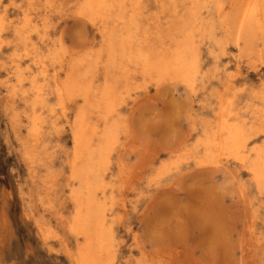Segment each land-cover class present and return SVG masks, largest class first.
<instances>
[{"label": "rangeland", "instance_id": "1", "mask_svg": "<svg viewBox=\"0 0 264 264\" xmlns=\"http://www.w3.org/2000/svg\"><path fill=\"white\" fill-rule=\"evenodd\" d=\"M82 5L84 0H0V264H79L74 255L81 239L70 225L77 206L74 193L81 194L84 185L73 177L70 163L76 118L84 107L91 129L97 128L90 134L92 147L101 140L105 146L100 152L105 161L98 159L89 175L110 241L103 264H264V185L254 182L249 163L205 143L222 120L239 119L250 135L247 147L264 152V0H131L125 9L113 7L115 19L110 11L85 17ZM246 9H253L248 40L237 33ZM130 18L138 24L130 45L134 53L169 56L185 48L189 84L172 71L158 81L155 71L110 55L107 30L123 40ZM67 76L89 85V107L80 95L58 96L57 86ZM101 91L111 96L109 114L100 108L108 101L99 99ZM108 124L114 126L110 141L101 137Z\"/></svg>", "mask_w": 264, "mask_h": 264}, {"label": "bare ground", "instance_id": "2", "mask_svg": "<svg viewBox=\"0 0 264 264\" xmlns=\"http://www.w3.org/2000/svg\"><path fill=\"white\" fill-rule=\"evenodd\" d=\"M34 1V0H33ZM53 1H55V0H53ZM78 1V0H77ZM85 1V6L84 5H82L83 7H81V9L83 8V11L81 12V13H83L84 15H85V17L86 16H96L99 12H106V11H110V13H111V10L113 9V7H116L117 5H118V8H124L123 6H125L128 2H130L131 0H84ZM147 1V0H146ZM199 1V0H198ZM30 2V1H29ZM82 2V1H81ZM80 2V3H81ZM133 2H135V1H133ZM136 2H138V0H136ZM203 2V4H204V1H202ZM208 2V1H207ZM212 2V1H211ZM211 2H210V4H211ZM79 3V4H80ZM142 3L144 4V2L142 1ZM147 3V2H146ZM151 2H149V4H150ZM214 3H216V2H214ZM49 4V3H48ZM131 4H132V2H131ZM136 4V3H135ZM155 4V3H154ZM34 5V4H33ZM33 5H32V7H33ZM78 5V4H77ZM129 5V4H128ZM148 5V4H147ZM151 5L153 6V3H151ZM151 5H149V6H151ZM180 5V4H179ZM214 5V4H213ZM130 7H132V5H129ZM136 6V5H135ZM137 6H139L138 4H137ZM196 6V5H195ZM209 7H210V5H208ZM212 6V5H211ZM129 7V8H130ZM134 7V6H133ZM143 7V6H142ZM141 5H140V10H141ZM147 7V6H146ZM146 7H145V10H143L144 12H145V14H146ZM153 7H155V6H153ZM204 7V6H203ZM202 7V8H203ZM207 7V6H206ZM213 7L214 6H212V9H213ZM217 7V6H216ZM77 8V7H76ZM117 8V9H118ZM138 8V7H137ZM197 8V7H196ZM32 9V8H31ZM77 9H79V8H77ZM116 9V10H117ZM125 9V8H124ZM132 9V8H131ZM178 9V8H177ZM211 9V8H210ZM33 10H35V9H33ZM116 10H115V12H116ZM120 10V9H119ZM119 10H118V12H119ZM129 10V9H128ZM133 10V9H132ZM131 10V11H132ZM139 9H137L136 11H138ZM185 10H186V8H185ZM216 10V9H215ZM219 10H220V8H219ZM247 10V9H246ZM29 11V10H28ZM76 11V10H75ZM79 11V10H78ZM122 11V10H121ZM126 11V10H125ZM143 11H142V13H143ZM194 11V10H193ZM206 12H207V10H205ZM30 12V11H29ZM114 12V14L116 15V13H118V12H116L115 13ZM123 12V11H122ZM129 12V11H128ZM135 12V11H134ZM216 12H218V11H216ZM3 13H4V11H3ZM79 13V12H78ZM138 13H140V15H141V12H138ZM182 13V12H181ZM35 14V13H34ZM124 14V13H123ZM125 14H127V13H125ZM154 14V13H153ZM153 14H150V16L151 15H153ZM252 14H253V9H248L247 10V12L245 11V13H244V15H243V17H241L242 19L239 21L240 22V25L238 26L239 28H237V30H238V35H239V37L240 36H242L243 35V38L246 40L248 37H245V36H247L245 33H249V32H252L251 30V28H252V26L250 25V21H251V16H252ZM100 15H101V13H100ZM104 16H105V14H103ZM102 15V16H103ZM111 15L113 16V13H111ZM117 15H119V14H117ZM130 15V14H129ZM132 15H133V13H132ZM137 15H139V14H137ZM147 15V14H146ZM200 15V14H199ZM216 15V14H215ZM4 16V15H3ZM2 16V17H3ZM110 16V15H109ZM120 16V15H119ZM131 16V15H130ZM142 16V15H141ZM140 16V17H141ZM149 16V17H150ZM114 17V19H115V17L116 16H113ZM128 17V16H127ZM143 17V16H142ZM145 17V16H144ZM142 18L143 20L145 19V18ZM201 17V16H200ZM5 18V17H4ZM3 18V19H4ZM29 18V17H28ZM31 18L33 19V17L31 16ZM93 18V17H92ZM96 18V17H95ZM99 18V17H98ZM112 18V17H111ZM122 16L121 17H119V20L121 19V21H122ZM138 18V17H137ZM147 18V17H146ZM187 18V17H186ZM206 18V17H205ZM204 18V19H205ZM208 18V17H207ZM211 18H212V16H211ZM91 19V18H90ZM113 19V20H114ZM135 18H130V19H127L126 20V23H127V25L128 26H126L125 25V27L127 28V29H125V30H128V31H125L126 33H124L123 35L121 34V36H123V40H121L120 38H122V37H120V33H119V37L120 38H118V37H116L114 34H113V32H114V30H107L108 31V34H106L107 36H106V38L107 37H109L108 38V42H109V44H110V49H111V54L110 55H114L113 57H115V55H118V56H116V57H118V58H120V57H125V58H127V60L129 61V62H131L135 67H143V70L144 71H155L156 73H157V76H158V78H157V80L159 81V80H161V78H164L169 72H174L175 74H176V76H178V77H180L186 84H189V80H188V74H189V69H190V65H189V63H186L185 61H183V54H184V52H185V48H182V49H179V50H177L176 52H174V53H172L171 55H169V56H166L165 54H163V55H160V56H157V53L156 52H153L152 50L150 51V50H147V51H145V52H137V54L136 53H134V51H132L130 48H131V43H133L134 42V31H137V29H138V24L136 23V21L134 20ZM202 19H203V17H202ZM215 19H219V17L218 18H215ZM25 20H26V18H25ZM24 20V21H25ZM137 20V19H136ZM206 20V19H205ZM208 20H209V18H208ZM211 21H214V20H212V19H210ZM23 21V22H24ZM37 21V20H36ZM35 21V22H36ZM88 21V20H87ZM91 21V20H90ZM100 21V20H99ZM118 21V20H117ZM117 21H116V23H117ZM153 21H155V18L153 19ZM152 21V22H153ZM207 21V20H206ZM205 21V22H206ZM210 21V22H211ZM222 21V20H221ZM13 22H14V20H13ZM18 22V21H17ZM89 22V21H88ZM91 22H93V19H92V21ZM101 22V21H100ZM167 22V21H166ZM200 22H202V21H200L199 20V23ZM208 22V21H207ZM206 22V23H207ZM215 22V21H214ZM121 24H122V22H120ZM143 23H145L144 21H143ZM159 23V22H158ZM157 23V24H158ZM209 23V22H208ZM221 23V22H220ZM220 23H218V24H220ZM7 24V23H6ZM24 24H25V22H24ZM103 24H107L105 21L103 22ZM108 24H109V22H108ZM113 24H115V23H113ZM141 24H142V22H141ZM150 24H151V22H150ZM235 24V21H234V23L232 24V25H234ZM239 24V23H238ZM13 25V24H12ZM92 25H94V24H92ZM110 25V24H109ZM108 25V26H109ZM143 25V24H142ZM141 25V26H142ZM152 25V24H151ZM161 25V24H160ZM205 25V24H204ZM210 25V24H209ZM211 25H212V23H211ZM244 25H245V27H244ZM9 26V25H8ZM7 26V27H8ZM107 26V27H108ZM113 25H111V27H112ZM116 26V25H115ZM120 26V25H119ZM162 26H166V25H162ZM199 26H201V24L199 25ZM219 26H221V25H219ZM31 27V26H30ZM94 27H96V26H94ZM102 27H104V26H102ZM118 27V26H117ZM124 27V28H125ZM144 27V26H143ZM147 27H149V26H147ZM214 27V26H213ZM218 27V26H217ZM232 28H233V26H231ZM254 27H255V25H254ZM10 28H12L11 26H10ZM98 28V27H97ZM99 28H100V26H99ZM123 28V29H124ZM145 28V27H144ZM156 28V27H155ZM204 28H205V26H204ZM234 28H235V25H234ZM244 28H245V31H244ZM35 29H36V27H35ZM34 29V30H35ZM115 29H117V28H115ZM140 30H141V28H139ZM158 29V28H157ZM254 29V28H253ZM12 30V29H11ZM14 30V29H13ZM22 30V29H21ZM102 31H103V28L101 29ZM146 30H148V29H146ZM204 30V29H203ZM33 31V30H32ZM107 31H105V32H107ZM113 31V32H112ZM123 31V30H122ZM152 31V30H151ZM150 31V32H151ZM199 31V30H198ZM208 31V30H207ZM259 31V30H258ZM261 31V30H260ZM3 32H5V31H3ZM11 32H13V31H11ZM138 32V31H137ZM142 32V31H141ZM158 32V31H157ZM157 32H156V34H157ZM214 32H216V31H214ZM144 33V35H145V32H143ZM147 33H148V31H147ZM152 33V32H151ZM209 33H210V31H209ZM4 34V33H3ZM7 34H8V32H7ZM28 34V33H27ZM31 34V33H30ZM29 34V35H30ZM199 34V33H198ZM220 34V33H219ZM101 35H103L102 33H101ZM118 35V34H117ZM143 35V36H144ZM149 35H150V33H149ZM154 35V34H153ZM205 35V34H204ZM223 35V34H222ZM237 35V36H238ZM249 35H254V34H249ZM10 36H13V35H10ZM143 36H142V38H143ZM148 36V35H147ZM146 36V37H147ZM209 36V35H208ZM136 37H138V36H136ZM145 37V38H146ZM4 38V37H3ZM103 38V37H102ZM105 38V39H106ZM116 38H118V39H120V40H117V42L116 43H118V41H120V43L119 44H117L118 46H116V44H114V40H116ZM154 38V37H153ZM200 38V37H199ZM218 38V37H217ZM251 38V37H250ZM104 39V40H105ZM138 39V38H137ZM201 39V38H200ZM210 39H213V38H210ZM225 39V38H224ZM252 39V38H251ZM14 40V39H13ZM16 40H18V39H16ZM139 40V39H138ZM147 40V39H146ZM149 40V39H148ZM248 40V39H247ZM15 41V40H14ZM107 41V40H106ZM142 41V40H141ZM197 41V40H196ZM250 41V40H249ZM18 42V41H17ZM27 42V41H26ZM100 42V41H99ZM201 42V41H200ZM225 42V41H224ZM242 42V41H241ZM240 42V43H241ZM59 43V42H58ZM101 43V42H100ZM208 43V42H207ZM213 43V42H212ZM215 43V42H214ZM218 43V42H217ZM235 43V42H234ZM245 43H247V41L245 42ZM244 43V44H245ZM102 44V43H101ZM105 44H107V43H105ZM12 45V44H11ZM103 45V44H102ZM114 45L116 46V47H114ZM222 45H223V43H222ZM232 45V44H231ZM248 45V44H247ZM15 46V45H14ZM19 46V45H18ZM98 46H99V44H98ZM97 46V47H98ZM101 46V45H100ZM205 46V45H204ZM209 46V45H208ZM61 47V46H60ZM92 47V46H91ZM94 47V46H93ZM101 47H103V46H101ZM207 47V46H206ZM224 47H225V44H224ZM245 47V46H244ZM21 48V47H20ZM59 48V47H58ZM87 48H90V46L89 47H87ZM115 48H117V49H115ZM119 48V49H118ZM241 48V47H240ZM91 49V48H90ZM103 49V48H102ZM209 49V48H208ZM59 50V52H60V49H58ZM57 50V51H58ZM66 50V49H65ZM86 50V49H85ZM95 50V49H94ZM106 50V49H105ZM205 50H206V48H205ZM84 51V50H83ZM82 51V52H83ZM102 51V50H101ZM207 51V50H206ZM213 51V50H212ZM25 52H26V50H25ZM66 52V51H65ZM74 52V51H73ZM81 52V51H80ZM107 52V51H106ZM210 52V51H209ZM214 52V51H213ZM222 52V50L220 51V53ZM243 52V51H242ZM245 52V51H244ZM61 53V52H60ZM95 53V52H94ZM100 52L98 51V54H99ZM219 53V54H220ZM84 54V53H83ZM102 54V53H101ZM105 54V53H104ZM71 55V54H70ZM91 55V54H90ZM106 55H107V53H106ZM207 55H208V53H207ZM210 55H212V54H210ZM221 55V54H220ZM74 56V55H73ZM77 56H78V54H77ZM96 56V55H95ZM95 56H94V58H95ZM101 56H103V55H101ZM214 56V55H213ZM80 57V56H79ZM78 57V58H79ZM104 57V56H103ZM107 57V56H106ZM113 57H111L113 60H114V58ZM208 57V56H207ZM206 57V58H207ZM69 58V57H68ZM75 58V57H74ZM78 58L76 59V61H78ZM204 58V57H203ZM73 59V58H72ZM93 59V58H92ZM107 59V58H106ZM213 59H215V58H213ZM61 60V59H60ZM84 60H86V58H84L83 59V61ZM204 60H205V58H204ZM69 61V60H68ZM82 61V60H81ZM93 61V60H92ZM106 61H108V60H106ZM105 61V62H106ZM112 61V60H111ZM122 60H120V62H121ZM96 62V61H95ZM109 62V61H108ZM117 63V62H116ZM124 63V62H123ZM207 63V62H206ZM210 63H212V62H210ZM215 63V62H214ZM67 64V63H66ZM88 64H89V61H88ZM87 64V65H88ZM112 64V63H111ZM120 64V63H119ZM68 65V64H67ZM86 65V64H85ZM91 65V64H90ZM130 65V64H129ZM207 65V64H206ZM205 65V66H206ZM210 65V64H209ZM56 66V65H55ZM58 66H60V65H58ZM69 66V65H68ZM108 66V65H107ZM116 66H117V64H116ZM116 66H113V67H115V69L116 68H118V67H116ZM121 66V65H120ZM65 67H67V66H65ZM80 67V66H79ZM87 67V66H86ZM85 66L83 67V68H86ZM123 67V66H122ZM220 67V66H219ZM68 68V67H67ZM70 68H72V67H70ZM81 68V67H80ZM106 68H108V67H106ZM106 68H105V70H106ZM127 68V67H126ZM204 68V67H203ZM69 69V68H68ZM68 69H65L66 71H68ZM87 69V68H86ZM85 69V70H86ZM90 68L88 67V70H89ZM100 69V68H99ZM114 69V68H113ZM71 70V69H70ZM69 70V71H70ZM92 72H93V67H92ZM111 70H112V68H111ZM80 71H82L83 72V70H80ZM104 71V70H103ZM118 70H116V72H117ZM123 71H125V69L123 70ZM127 71V70H126ZM24 72V71H23ZM76 72V71H75ZM102 72V71H101ZM113 72H114V70H113ZM133 72V71H132ZM69 73V72H68ZM88 73H91V71L90 72H88ZM111 73V72H110ZM219 73V72H218ZM76 74H77V72H76ZM75 74V75H76ZM80 75H81V73H79ZM93 74V73H92ZM112 74H114V73H112ZM120 74H122V73H120ZM197 74V73H196ZM209 74V73H208ZM45 75V74H44ZM56 75V74H55ZM60 75V74H59ZM69 75V74H68ZM72 76H73V73L71 74ZM79 75V76H80ZM90 75V74H89ZM94 75V74H93ZM130 75H131V73H130ZM203 75V74H202ZM51 76V75H50ZM79 76H78V78H79ZM87 76V75H86ZM85 76V77H86ZM91 76V75H90ZM117 76H118V73H117ZM124 76V75H123ZM161 76H163V77H161ZM205 76H207V74L205 75ZM218 76V75H217ZM216 76V77H217ZM68 77V76H67ZM81 77V76H80ZM114 77H115V75H114ZM127 77V76H126ZM134 77V76H133ZM202 77V76H201ZM209 77V76H208ZM219 77V76H218ZM45 78V77H44ZM50 78V77H49ZM73 78H74V76H73ZM82 78V77H81ZM121 78V77H120ZM135 78V77H134ZM33 79V78H32ZM48 79V78H47ZM51 79V78H50ZM63 79V78H62ZM62 79H61V82H63V81H66V80H63L62 81ZM90 79V78H89ZM93 79V78H92ZM112 79H113V77H112ZM117 79H118V77H117ZM122 79H124V78H122ZM137 79V78H136ZM198 79V78H197ZM209 79V78H208ZM211 79V78H210ZM219 79V78H218ZM222 79V78H221ZM59 80V79H58ZM57 80V81H58ZM75 80H77V79H75ZM75 80H73L71 77H68L67 78V81L65 82V83H63V84H61V83H59L60 85H58L57 86V92H58V96H61V97H72V98H74L73 96H82V98L84 99V101H85V105L87 104L88 105V103H89V98H88V93L90 92V90H89V85H85L84 87L83 86H80V85H78L76 82H75ZM83 80V79H82ZM120 80V79H119ZM151 80V79H150ZM212 80V79H211ZM214 80V79H213ZM223 80V79H222ZM49 81V80H48ZM60 81V80H59ZM90 81V80H89ZM95 81H97V80H95ZM95 81H93V82H95ZM114 81V80H113ZM205 80H203V82H204ZM44 82V81H43ZM43 82H42V84H43ZM53 81H51L50 83H52ZM78 82V81H77ZM101 82H102V80H101ZM132 82V81H131ZM147 82H149L148 80H147ZM226 82V81H225ZM49 83V82H48ZM143 83V82H142ZM210 83H211V81H210ZM52 84H54V82L52 83ZM124 84V83H123ZM149 84H151V83H149ZM36 85H38L37 83H36ZM126 85V84H125ZM141 85V84H140ZM145 85V84H144ZM100 86H101V84H100ZM127 86V85H126ZM208 86V85H207ZM14 87V86H13ZM32 87V86H31ZM39 87V86H38ZM115 87V86H114ZM141 87V86H140ZM189 87V86H188ZM37 88V87H36ZM123 88H124V86H123ZM130 88V87H129ZM19 89V88H18ZM35 89V88H34ZM46 89H47V87H46ZM98 89H100V88H98ZM98 89H97V91H98ZM49 90V89H48ZM53 90V89H52ZM56 90V89H55ZM93 90H94V88H93ZM126 90H128V89H126ZM191 90H192V88H191ZM12 91H13V89H12ZM32 91V90H31ZM96 91V90H95ZM125 91V90H124ZM23 92V91H22ZM53 92V91H52ZM56 92V93H57ZM121 92V91H120ZM129 92H131L130 90H129ZM128 92V93H129ZM36 93V92H35ZM40 93V92H39ZM98 93V92H97ZM192 93H194V92H192ZM22 94V93H21ZM25 94V93H24ZM130 94V93H129ZM129 94H127V95H129ZM37 95V94H36ZM50 95V97H51V94H49ZM48 95V96H49ZM97 95V94H96ZM95 95V96H96ZM120 95V94H119ZM125 95V94H124ZM131 95V94H130ZM39 96H40V94H39ZM44 96H46V95H44ZM47 96V97H48ZM53 96V95H52ZM123 96V95H122ZM33 97H35V96H33ZM54 97H56V96H54ZM97 97V96H96ZM98 97H99V99H101V100H108L107 102H104L103 103V107H101L100 106V108H102L101 110H105L104 112H107L108 114H109V112H111V106H110V104H109V101H111V96L106 92V91H101L100 93H99V95H98ZM124 97V96H123ZM126 97V96H125ZM130 97V96H129ZM60 98V97H59ZM59 98H57V99H59ZM118 98H119V96H118ZM36 99V98H35ZM40 99V100H39ZM38 100L39 101H41V98H39ZM61 99V98H60ZM76 99H78V98H76ZM75 99V100H76ZM93 99H94V97H93ZM123 99H125V98H123ZM122 99V100H123ZM37 100V101H38ZM70 100V99H69ZM36 101V100H35ZM57 101V100H56ZM61 101V100H60ZM67 101V100H66ZM42 102H43V99H42ZM41 102V103H42ZM64 102V101H63ZM118 102H119V100H118ZM36 103V102H35ZM34 103V104H35ZM61 103V102H60ZM59 103V104H60ZM70 103V102H69ZM123 103H124V101H123ZM68 104V103H67ZM73 104V103H72ZM236 104V103H235ZM42 105H44V104H42ZM121 105H122V103H121ZM34 106V105H33ZM51 106V108L53 107L52 106V104L50 105ZM55 106H56V102H55ZM61 106V105H60ZM65 106V105H64ZM74 106V105H73ZM73 106H72V108H73ZM76 106V105H75ZM78 106V105H77ZM76 106V107H77ZM32 107V106H31ZM45 107H47V106H45ZM88 107H89V105H88ZM99 107V106H98ZM50 108V109H51ZM58 109H59V107H57ZM93 108H95V107H93ZM97 108V107H96ZM234 108V107H233ZM24 109V108H23ZM69 109V108H68ZM75 109H77V108H75ZM49 110V109H48ZM64 110H65V107H64ZM67 110V109H66ZM78 110V109H77ZM91 110H92V107H91ZM100 110V111H101ZM53 111V110H52ZM55 111H56V109H55ZM68 111V110H67ZM69 111H70V109H69ZM94 111H95V109H94ZM93 111V112H94ZM40 112V111H39ZM50 112V111H49ZM59 112H60V110H59ZM58 112V113H59ZM87 112H89V110L87 109V108H81V110L79 111V113H78V115H77V118H76V124H75V130H74V134H73V140H74V145H72V146H74V154H72L73 156V158H72V163H70V164H72V165H70L71 166V169H72V175H73V177L74 178H77V179H79V180H81L82 181V183H83V192L80 194V193H74V199H75V201L77 202V206H76V211H75V214H74V216H73V220H72V223H71V225H70V229L72 230V231H74L77 235H79L80 236V239H81V241H80V243L78 244V247H77V251H76V253H75V255H74V257H75V259H76V261L79 263V264H103L102 263V260H101V255H102V252H103V250H106L108 247H109V245H110V241L105 237V234H104V229H105V220H104V218H105V213L103 212V211H101L99 208H97V201L95 200V198L92 196V190H93V186H94V183L93 182H91L90 181V178H89V175L90 174H93V172H94V170H96L97 168L95 167V166H97V165H99V163L101 162L100 160H103V161H105V154L104 155H102V153H100V152H102V151H105V146H104V144H102V140L101 141H99L98 142V144H97V146L95 147V148H93L92 147V145H91V141H90V137L91 136H93L94 134H92V135H90L91 134V131H94L95 129L97 130V128H93L92 127V129H91V116H89V114L87 113ZM97 112H99V111H96V113ZM103 112V111H102ZM117 112H118V110L116 111V114H117ZM121 112V111H120ZM57 113V114H58ZM64 113V112H63ZM77 113V112H76ZM107 113H105V114H107ZM198 113V112H197ZM196 113V114H197ZM56 114V115H57ZM61 114V113H60ZM91 114V113H90ZM112 114H114V112L112 113ZM242 114V113H241ZM36 115H38V114H36ZM62 115V114H61ZM94 115V114H93ZM98 115V114H97ZM96 115V116H97ZM118 115V114H117ZM244 115V114H243ZM33 116V115H32ZM50 116V115H49ZM52 116H53V114H52ZM51 116V117H52ZM71 116V115H70ZM95 116V117H96ZM100 116V115H99ZM104 116V115H103ZM109 116V115H108ZM249 116H251V115H249ZM15 117V116H14ZM25 117V116H24ZM55 117V116H54ZM61 117V116H60ZM65 117V116H64ZM98 117V116H97ZM29 118H30V116H29ZM32 118V117H31ZM39 118V117H38ZM99 118V117H98ZM101 118V117H100ZM20 118H18V120H19ZM23 119V118H22ZM41 119V118H40ZM45 119V118H44ZM46 119H49V118H46ZM52 119H54V118H52ZM56 119V118H55ZM54 119V120H55ZM223 119V118H222ZM28 120V118L26 119V121ZM43 120V119H42ZM41 120V121H42ZM59 120H61V119H59L58 118V122H61V121H59ZM74 120V119H73ZM212 120V119H211ZM214 120V119H213ZM20 121V120H19ZM35 121H37V120H35ZM49 121V120H48ZM230 120H228V119H224V120H222L221 121V123H219L218 124V126L216 127V129L210 134V135H208V137H207V140H206V144H208V145H210V144H213V145H215V146H217V147H219L220 149H222V150H224V151H226V153H228L229 154V156L231 157L232 156V158H235V159H237V161H239V162H241L242 164H248L249 165V170H250V173H251V175H252V179L254 180V182L256 183V184H258V185H264V152L262 151V150H259V149H255V148H248L247 147V140L249 139L248 137L250 136H246V128H245V130H244V123L243 122H241V121H239V119L238 120H232V122H229ZM248 121V120H247ZM30 122V119H29V121L27 122V124ZM33 122V121H32ZM38 122V121H37ZM52 122H57V121H52ZM64 122H65V118H64ZM94 122V121H93ZM92 122V123H93ZM116 122H117V120H116ZM119 122V121H118ZM201 122H202V120H201ZM25 123V122H24ZM41 123V122H40ZM43 123V122H42ZM55 123H53V125L55 124ZM70 123V122H69ZM246 123V122H245ZM33 124V123H32ZM62 122H61V124L59 125V126H62ZM120 124V122L117 124V125H119ZM203 124V123H202ZM208 124V123H207ZM49 125V124H48ZM47 125V126H48ZM51 125H52V123H51ZM70 125V124H69ZM39 126H40V124H39ZM44 126V125H43ZM57 126V125H56ZM126 126V125H125ZM203 126H205V124L203 125ZM33 127V126H32ZM31 127V128H32ZM35 127H36V124H35ZM70 127V126H69ZM118 127V126H117ZM207 127V126H206ZM206 127L204 128V129H206ZM56 129H59V128H57V127H55ZM113 128H114V126H113V124H108L106 127H105V129H104V131H103V133H102V138H104V139H107V141H110L112 138H113ZM202 128V127H201ZM200 128V129H201ZM209 128H210V126L208 127V130H209ZM27 129H28V127H27ZM54 129V128H53ZM98 129H99V127H98ZM120 129H122L123 130V127L121 126V128ZM30 130V129H29ZM34 130H37V129H34ZM39 130H41V129H39ZM42 130H46V129H43L42 128ZM41 130V131H42ZM203 130V129H202ZM28 131V130H27ZM26 131V132H27ZM56 131V130H55ZM204 131H206V130H204ZM30 132V131H29ZM31 132H32V130H31ZM59 132V131H58ZM72 132V131H71ZM95 132V131H94ZM124 132V131H123ZM209 132V131H208ZM93 133V132H92ZM201 133H203V131L201 132ZM29 134V133H28ZM44 134V133H43ZM48 134H49V132H48ZM30 135V134H29ZM38 135V134H37ZM52 135V134H51ZM55 136H56V134H54ZM99 135H100V133H99ZM199 135V134H198ZM203 135H204V133H203ZM44 136V135H43ZM48 136V135H47ZM47 136H45V137H47ZM252 136V135H251ZM254 136V135H253ZM26 137H28V136H26ZM26 137H24L25 138V140H26ZM31 138H32V136H30ZM37 137V136H36ZM44 137V138H45ZM54 137V136H53ZM96 137V136H95ZM199 137H201V136H199ZM30 138V141L31 140H34V138H32L31 139ZM40 138H41V140H42V138L43 137H41L40 136ZM204 138H205V136H204ZM37 139V138H36ZM39 139V138H38ZM47 139H49L50 140V136H49V138L47 137ZM93 139V138H92ZM46 140V139H45ZM27 141V140H26ZM254 141V140H253ZM28 142V141H27ZM32 142V141H31ZM37 142V141H36ZM34 143V142H33ZM38 143V142H37ZM40 143V142H39ZM49 144V143H48ZM92 144H93V142H92ZM197 144V143H196ZM250 144V143H249ZM35 145V144H34ZM38 145V144H37ZM37 145H35V146H37ZM114 145H115V143H114ZM184 146V144H181L180 146ZM198 145V144H197ZM196 145V146H197ZM203 145V144H202ZM202 145H200V147L202 146ZM255 145V144H254ZM254 145H253V147H254ZM31 146H33V145H31ZM30 146V147H31ZM259 146H262V145H259ZM29 147V148H30ZM39 147V146H38ZM189 147V146H188ZM187 147V148H188ZM257 147V146H256ZM29 148H27V149H29ZM36 148V147H35ZM50 148V147H49ZM192 148V147H191ZM190 148V149H191ZM37 149V148H36ZM44 149V148H43ZM183 149H184V147H183ZM186 149V148H185ZM199 149V148H198ZM38 150H41V149H38ZM114 150L115 149H113V152H114ZM194 150V148H192V152H194L193 151ZM200 150V149H199ZM31 151V150H30ZM44 151L46 152V150L44 149ZM197 151V150H196ZM213 151V150H212ZM25 152V151H24ZM186 152V151H185ZM184 152V153H185ZM199 152V151H198ZM31 153V152H30ZM34 153V152H33ZM38 153V152H37ZM70 153V152H69ZM72 153V152H71ZM97 153H98V155H97ZM183 153V154H184ZM217 154V153H216ZM45 155H46V153H45ZM190 155V154H189ZM198 155H200V154H197V156ZM215 155V154H214ZM223 155V154H222ZM221 155V156H222ZM112 156V155H111ZM205 156V155H204ZM212 156V155H211ZM46 157V156H45ZM113 157V156H112ZM189 157V156H188ZM96 158H97V160H96ZM211 158V157H210ZM216 158V157H215ZM214 158V159H215ZM98 159H100V160H98ZM115 159V158H114ZM213 159V160H214ZM217 159V158H216ZM224 159V158H223ZM191 160H192V157H191ZM194 161H195V159H193ZM28 161V160H27ZM45 161V160H44ZM54 162V161H53ZM107 162H110V161H107ZM214 162V161H213ZM217 162V161H216ZM32 163V162H31ZM36 163V162H35ZM51 163V162H50ZM209 163V162H208ZM36 164H38V163H36ZM42 164V163H41ZM49 164V163H48ZM114 164V163H113ZM201 164V163H200ZM31 165V164H30ZM68 165H69V163H68ZM40 166V165H39ZM52 166H54L55 167V165L53 164ZM31 167V166H30ZM43 167V166H42ZM45 167V166H44ZM106 167H107V165H106ZM112 167V166H111ZM68 168V167H67ZM108 168V167H107ZM38 169V168H37ZM110 170H112V168H110ZM167 170V169H166ZM114 172V171H113ZM104 174H105V171L103 172ZM61 175H63L62 173H60ZM103 174V175H104ZM116 174V173H115ZM102 175V176H103ZM109 176V175H108ZM114 176V175H113ZM112 176V177H113ZM66 177V176H65ZM107 177V176H106ZM109 177H111V176H109ZM34 178V177H33ZM36 178V177H35ZM34 178V179H35ZM44 178V177H43ZM69 178V177H68ZM108 178V177H107ZM116 178V177H115ZM38 181H39V179L38 178H36ZM35 179V180H36ZM109 179V178H108ZM111 180V179H110ZM109 180V182H113L114 180H111L110 181ZM59 182V181H58ZM48 183V182H47ZM51 183V182H50ZM36 184H37V182H36ZM45 184V183H44ZM113 184V183H112ZM115 184V183H114ZM39 185V184H38ZM254 185V184H253ZM40 186V185H39ZM110 186V185H109ZM113 186V185H112ZM38 187V186H37ZM256 187H258V186H256ZM260 187V186H259ZM258 187V188H259ZM41 188H42V186H41ZM103 188V187H102ZM263 188V187H262ZM262 188H261V190H262ZM40 189V188H39ZM104 190H105V188H104ZM107 190V189H106ZM110 190V189H109ZM260 190V191H261ZM35 191V190H34ZM40 191H41V189H40ZM42 192H43V190H42ZM110 192H112V191H109V193ZM106 193V192H105ZM263 193H264V191H263ZM52 194H53V192H52ZM113 194V193H112ZM257 194H258V191H257ZM45 195V194H44ZM260 195V194H259ZM55 196V195H54ZM107 196V195H106ZM111 196V195H110ZM34 197V196H33ZM39 199H40V197H38ZM43 198H46V196H44ZM48 198V197H47ZM58 198V197H57ZM71 198V197H70ZM82 198L84 199V201H81L82 200ZM106 198V197H105ZM109 198V197H108ZM38 199V200H39ZM110 199V198H109ZM115 199V198H114ZM36 200V199H35ZM37 200V201H38ZM108 200V199H107ZM112 200V199H111ZM48 201V200H47ZM250 201V200H249ZM39 202V201H38ZM73 203H74V201H73ZM250 203V202H249ZM43 205H45V204H43ZM110 206V205H109ZM42 207H44V206H42ZM107 207V206H106ZM109 208V207H108ZM54 209V208H53ZM44 210H46L45 209V207H44ZM107 212V211H106ZM54 213V212H53ZM51 214V213H50ZM110 214V213H109ZM109 217V216H108ZM57 219V218H56ZM39 220V219H38ZM37 220V221H38ZM42 220V219H41ZM41 222V221H40ZM37 223V222H36ZM50 223V222H49ZM61 223V222H60ZM59 223V224H60ZM42 225L43 224H41V227H40V229L42 230L41 232H44L45 233V231L43 230L44 228L42 227ZM114 225V223L112 224V226ZM38 226H40V225H38ZM110 227H111V225H110ZM114 227V226H113ZM67 230V229H66ZM60 231V230H59ZM39 233V232H38ZM48 233V232H47ZM50 233H52V230H51V232ZM53 234V233H52ZM52 234H50V236L52 235ZM44 235V234H43ZM49 236V238H51ZM53 236V235H52ZM111 236V235H110ZM44 237V236H43ZM46 237H47V235H46ZM115 237V236H114ZM48 238V237H47ZM110 238H113V236L112 237H110ZM262 238V237H261ZM46 239V238H45ZM61 239V238H60ZM63 239V238H62ZM114 239V238H113ZM44 240V239H43ZM64 240V239H63ZM45 241V240H44ZM43 241V242H44ZM69 241V240H68ZM260 241V240H259ZM114 242V241H113ZM115 247V246H114ZM261 247V246H260ZM263 247V246H262ZM262 249V248H261ZM262 251H264V250H262ZM106 252V251H105ZM67 254V253H66ZM110 256V255H109ZM114 257V256H113ZM111 262V261H110Z\"/></svg>", "mask_w": 264, "mask_h": 264}]
</instances>
